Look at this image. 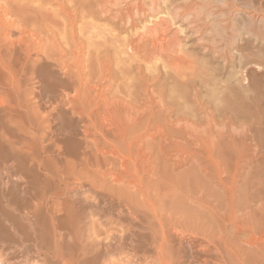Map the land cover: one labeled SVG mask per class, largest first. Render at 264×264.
Wrapping results in <instances>:
<instances>
[{
    "label": "bare ground",
    "instance_id": "1",
    "mask_svg": "<svg viewBox=\"0 0 264 264\" xmlns=\"http://www.w3.org/2000/svg\"><path fill=\"white\" fill-rule=\"evenodd\" d=\"M143 1L0 0V264H264L245 126L169 119L144 73L196 11Z\"/></svg>",
    "mask_w": 264,
    "mask_h": 264
},
{
    "label": "rangeland",
    "instance_id": "2",
    "mask_svg": "<svg viewBox=\"0 0 264 264\" xmlns=\"http://www.w3.org/2000/svg\"><path fill=\"white\" fill-rule=\"evenodd\" d=\"M133 1L142 2L143 0ZM150 1L144 0V5L149 6ZM155 2L158 6H162L160 7L163 11L179 6L187 7L191 13L196 11L194 17L191 20L189 19L190 21L179 22L180 27L182 26L178 29V37L181 39L178 43L180 46L174 45L176 49L174 48L172 53L174 54L179 48L181 53L180 51L178 53L180 55L175 54L179 55V58H183L185 54L182 62L178 58L177 60L180 63L172 59L176 63L172 62L173 64H170L171 58L166 56L169 52L166 51L165 59H161L165 54L164 51H161L163 54L157 52L152 54L153 57L151 55L153 58L150 57L152 65L147 62L144 64V71H146L144 73L151 78L153 83V89L157 96H155V99L163 98L164 109L169 119L180 117L194 122L198 121L199 124L207 116H210L219 124L244 125L248 139L246 152L255 154L251 164L258 168L264 178V19L263 22L260 20L252 22L249 18L251 14H259L264 18V0H156ZM53 7L56 8V6ZM208 7L216 8L213 12H216L214 14L218 18L215 15V18L214 16L206 17L202 8L208 9ZM193 9L194 11H192ZM99 17L97 23L102 28L101 30L107 32V30L110 31L115 27L116 33L122 32L121 38L124 37V39H131L129 38L131 34L136 35V30H140L141 24L144 22L143 19H138L137 24L134 26L137 27L136 30L130 28V33L129 29L124 28L121 23H114L112 18L101 16L100 19ZM195 20L198 25L202 23L200 25L202 27H197V24H195V27L189 26L188 22L196 23ZM80 21H77V25L81 24ZM223 22L225 23L221 24ZM226 22L228 23L226 24ZM212 26L215 27L212 28ZM218 26L219 28L224 27L225 31L217 29ZM104 28L110 29L104 30ZM195 28H199V31H196ZM209 28L212 30L216 28L213 31L215 34ZM239 31L243 32L242 35ZM142 32L149 39L145 41L148 43L145 45H149L148 49L152 48V38L154 41L156 38L163 37L162 32L157 34L159 37H151L146 32ZM134 35H132V38L136 37ZM114 50L117 51L118 49H111L110 54H112V59L116 58L113 60V69L117 72L114 65L119 62L118 58L121 54L120 50L118 51L120 55L113 52ZM175 54L174 57H176ZM157 57L161 58L157 59ZM117 59L118 61H116ZM147 64H149V69ZM150 66L154 67L150 69ZM178 71L180 74H178ZM152 75L153 77H151ZM258 187L256 192L264 195V179L258 184Z\"/></svg>",
    "mask_w": 264,
    "mask_h": 264
}]
</instances>
